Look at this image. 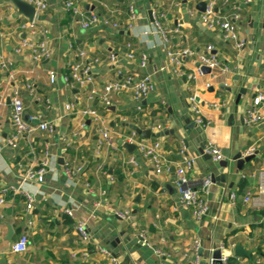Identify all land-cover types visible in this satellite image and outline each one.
Segmentation results:
<instances>
[{"label":"crops","instance_id":"obj_1","mask_svg":"<svg viewBox=\"0 0 264 264\" xmlns=\"http://www.w3.org/2000/svg\"><path fill=\"white\" fill-rule=\"evenodd\" d=\"M45 1L46 9L37 13L36 21L48 30L49 56L38 62L27 50L14 51L23 39L37 40L18 26L27 18L14 6L9 8V1L0 4V54L12 62L15 71L9 82L0 74L4 101L0 104V192L4 188L11 191L0 207L1 264H111L95 250L98 246L107 248L119 264H157L156 248L167 252L173 264H187L192 260L188 248L194 239L203 249L199 256L203 264H209L212 247H219L224 239L235 264H264V202L258 193L264 185V117L249 127L243 123L254 95L264 89V0L236 2L240 5L237 27L241 47L205 28L199 19L202 11L197 9L204 0H158L157 8L155 0H80L82 9L122 24L113 29L97 23L87 30L79 28L64 0ZM215 4L223 13L230 10L221 0ZM127 5L137 14L129 29L123 27ZM116 7L119 12L111 14L109 10ZM188 9L194 14L189 15ZM148 10L155 16L161 10L164 17L160 21L166 28L179 25L180 33L173 35L168 45L156 32ZM127 43L135 55L132 60L126 57ZM207 44L229 71L217 68L187 80L162 68L166 48L189 47L199 53ZM75 49L85 51L82 62L89 66L98 90L107 81L133 74L148 75L153 91L139 109L129 92L110 93L108 103L89 100L88 85L68 86L64 81L69 65L77 60ZM142 53L146 55L144 66L139 65ZM109 54L115 56L114 61L107 58ZM183 63L187 73L196 66L193 56ZM49 72L54 74L52 81ZM25 82L31 83L35 92L21 90L24 118L38 116L40 121H50L54 130H35L30 142L23 138L16 147H8L11 86ZM240 88L244 93L239 96ZM190 95L198 102L204 127L191 119L186 103ZM67 102L74 104L73 112L64 109ZM82 108L94 109L97 117L81 115L78 110ZM31 123L37 125L38 120ZM100 128L109 131L116 149L97 148ZM137 129L150 130L149 137L139 133L137 137L159 143L168 160L167 171L156 173L135 149L130 152L118 143ZM208 140L221 150V161L214 162L205 153ZM181 144L194 159L188 174L191 185L200 189L210 178L204 193L208 210L198 219L180 205L173 182ZM45 145L51 158L43 182L21 181L25 168L42 158ZM249 147L254 148V157L236 170L233 156H243ZM246 190H251L252 199L243 203L241 196ZM232 192L236 194L234 202L229 198ZM25 194L33 200L30 212L25 211ZM114 211H127L128 215L121 219ZM78 221L84 222L90 236L87 258L78 252L83 249L74 228ZM7 223L13 229L10 241L5 239ZM20 234L27 235L26 250L14 253L11 245ZM236 243L252 250L250 255L235 256L231 245ZM72 252H77V257L71 256Z\"/></svg>","mask_w":264,"mask_h":264},{"label":"built area","instance_id":"obj_2","mask_svg":"<svg viewBox=\"0 0 264 264\" xmlns=\"http://www.w3.org/2000/svg\"><path fill=\"white\" fill-rule=\"evenodd\" d=\"M5 0H0V4ZM25 2L32 5L35 9L34 17L31 21L21 22L18 26L21 30H26L37 37V40H25L23 39L20 44L14 49L16 53H20L23 50H27L34 62H38L49 56V47L47 42L48 30L43 26L37 24V13L43 12L46 9L47 3L45 0H24ZM224 5H229V11L223 13L215 6L216 0H207L205 9L199 13V19L205 28L218 31L223 39L232 40L235 42L236 47H241L243 45L242 41L238 39V27L237 23L240 20V5L236 4L237 0H221ZM243 3H247L250 0H242ZM64 6L68 12L75 18L79 28L82 30H87L97 23H102L108 25L113 29L121 28L118 19H110L108 17H101L97 12L91 9H82L80 6V0H64ZM154 7L160 6L158 0L154 1ZM9 8H13L11 4ZM111 14L118 13L119 9L109 10ZM188 14L193 15V10L188 9ZM136 10L132 5H127L126 8V19L124 21V28H131L133 21L136 18ZM164 17V13L158 10L155 14L152 12V21L156 32L160 36L162 42L166 45L170 42L173 35L180 33L179 25L176 24L174 28H166L161 24V19ZM72 47L70 46V49ZM126 48L128 52L126 57L129 60L135 58V55L131 49V44L127 43ZM75 55L77 60L69 65V72L64 76V81L68 86L74 85H88V99L98 100L102 103H108V98L110 93H120L129 92L132 99L139 104L137 108L139 109L141 102L153 91L154 86L151 78L148 75L134 76L133 74H124L119 78L107 81L104 83L100 90L95 86V82L91 76L90 68L88 65L83 64L82 60L86 53L83 49H75ZM166 65L162 68H168V71L174 76H183L187 80L194 79L196 76L202 75V66L213 69H220L221 71H229L230 68L226 65L221 66L217 56L213 52V46L207 44L204 47V52H194L189 47L180 48L177 50H172L166 48ZM193 56L195 58L196 66L191 70V72H186L183 68V62L186 57ZM107 58L114 61L115 56L109 54ZM98 58H94L97 61ZM146 62V55L141 54L139 57V65L144 66ZM0 74H3L7 81H11L15 77L14 66L10 60L5 58L0 54ZM49 79L52 81L54 79V74L49 72ZM1 86V83H0ZM25 89L29 94H34L35 90L31 83H23V85L13 84L11 86L10 93V122L12 125V132L9 137L6 138V145L8 147H16L19 140L26 138L30 142V136L35 130H41L46 133H51L54 127L50 121H40L39 117H29L24 118V105L21 97V90ZM4 103L3 97L0 93V104ZM187 109L191 116V119L195 125L198 127H204L205 120L201 114L198 102L196 101L194 95L187 97ZM64 109L68 112H73L75 107L74 104L67 102L64 105ZM262 109H264V89L258 91L251 104L247 107L245 114L243 116V123L245 126H252L263 119ZM78 112L83 116H90L93 118L97 117V112L92 108H82ZM33 120H38L37 125H32ZM138 133L131 130L126 136V142L135 145V150L137 153L146 158L153 170L156 173L168 170V160L163 156L160 145L157 141L147 142L138 139ZM107 147L111 150L116 149L117 145L110 136L109 131L106 128L99 129V138L97 140V148ZM204 151L210 156L211 160L214 162L221 161L223 159L221 150L219 147L208 140L205 142ZM254 153V148H247L243 156L250 155ZM179 160L176 163L173 172V182L176 187L177 197L179 203L182 207L189 210L191 216L195 219L202 217L208 210L206 199L204 193L210 182V178H207L203 182V186L200 189L193 187L189 181L188 174L194 166V159L186 153L184 144L180 145L178 150ZM51 158V153L48 146H44L42 149V158L37 162L28 165L21 175V181H32L41 183L44 180V176L47 171L49 160ZM133 161V160H131ZM8 190L3 189L0 192V207L5 202V196ZM259 198L264 202V185L258 188ZM25 201V211L30 212L33 207V200L29 194L24 195ZM229 198L232 202L236 200L235 193H229ZM252 199L251 190H246L241 196V201L243 203H248ZM70 214L69 211H67ZM114 214L121 219H124L127 215V211L119 212L114 211ZM30 223V222H29ZM75 232L77 236V242L83 245V249L78 251L81 258H87L89 255V249L87 248L90 243V236L86 230L83 221H78L75 225ZM27 245V235L20 234L17 240L11 245V250L14 253H20L26 250ZM233 246V245H231ZM200 248L199 241L194 239L190 247L188 248V253L191 254L192 260L190 264H198L199 256L197 251ZM223 252L221 256V261L223 264H227L228 260V244L221 243L219 247ZM95 250L102 256L108 258L111 264H119L111 252L105 248L98 246ZM155 254L158 258L157 264H173L169 258V254L160 248L154 249ZM77 252H72L71 256L77 257Z\"/></svg>","mask_w":264,"mask_h":264},{"label":"water","instance_id":"obj_3","mask_svg":"<svg viewBox=\"0 0 264 264\" xmlns=\"http://www.w3.org/2000/svg\"><path fill=\"white\" fill-rule=\"evenodd\" d=\"M6 1H9L13 6L14 8L16 9V12L18 14H21L23 15L24 17L27 18L28 21H31L34 17V14H35V9L32 5H30L29 3L25 2L24 0H6ZM207 4V0H204V1H201L197 4V9L199 11H203L205 9V6ZM152 11L151 10H148V16L149 18L152 20ZM203 72H210V68L206 67V66H202L201 67ZM244 93V88H240L239 91H238V94L240 96V94ZM137 133L145 136V137H149L150 135V130L146 129V130H139L137 129L136 130ZM118 143L123 147L125 148L126 150L128 151H132L135 149V145L132 144V143H129V142H126V141H123V140H119ZM202 154H203V150L200 149L199 150ZM208 157H210L208 155ZM254 157V153L253 154H250V155H245V156H242V154L240 153H237L233 156L232 160L235 162V169L236 170H240L241 167H242V164L244 162H247L249 160H251L252 158ZM223 164V166L225 165V163H221ZM222 175V174H221ZM221 178L223 176H220ZM6 227H7V232H6V235H5V239L10 241L11 240V237L13 235V229H12V226L11 224L7 223L6 224ZM232 249H233V253L235 256H238V257H244V256H249L250 253L252 252V250H246L244 249L241 244L239 243H236L232 246ZM202 251L203 249L200 247L197 251V255L200 256L202 254ZM223 252L221 251L220 248L216 247L215 245L212 247V250L210 252V256H209V264H223L222 261H221V256H222ZM204 262L201 260L198 262V264H203ZM0 264H1V261H0ZM187 264H190V262H187Z\"/></svg>","mask_w":264,"mask_h":264},{"label":"trees","instance_id":"obj_4","mask_svg":"<svg viewBox=\"0 0 264 264\" xmlns=\"http://www.w3.org/2000/svg\"><path fill=\"white\" fill-rule=\"evenodd\" d=\"M68 72H69V70L66 71V73H68ZM6 196H7V197H10V196H11V191L7 192ZM16 196H17V195H16ZM17 197H18V196H17ZM17 197H16V198H17ZM223 243H224V244H227V242H226L225 239L223 240ZM88 248H90V245H88ZM227 264H235V262H234V258H233L232 256H228Z\"/></svg>","mask_w":264,"mask_h":264}]
</instances>
